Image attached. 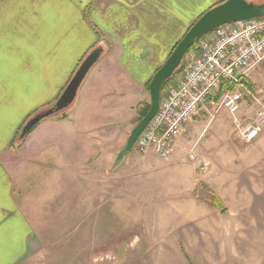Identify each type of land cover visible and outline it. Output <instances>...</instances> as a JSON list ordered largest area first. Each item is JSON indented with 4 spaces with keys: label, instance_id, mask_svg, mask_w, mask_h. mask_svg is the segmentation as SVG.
<instances>
[{
    "label": "crops",
    "instance_id": "obj_1",
    "mask_svg": "<svg viewBox=\"0 0 264 264\" xmlns=\"http://www.w3.org/2000/svg\"><path fill=\"white\" fill-rule=\"evenodd\" d=\"M224 1L0 0V264H30L42 249H57L75 217L83 211L88 215L89 189L97 194L100 186L99 174H90L86 167L92 161L89 145L94 144L83 137L105 120L83 124L78 117L82 124L72 125L73 114L99 109L106 95L113 112L130 113L137 90L144 91L190 26ZM97 48L102 53L68 116L46 118L38 125L45 120V125H56L57 134H50L47 147L52 144L54 155L66 163L57 171L49 164L58 182L49 172L52 179L44 185L26 186L22 153L33 138L20 137V131L32 116L57 101ZM263 64L254 67L253 74ZM103 69L109 73L108 86H102ZM252 71L247 83L259 99L251 84ZM248 99L255 100L248 97L246 105ZM255 141L252 153L228 155L225 171L203 176L212 188L211 200L218 198L221 205L212 202L178 218L140 254L121 264H264V136ZM93 154L95 158L100 152L95 149ZM74 158L76 166L71 165ZM90 177L97 178L89 188ZM44 195L50 202L36 204Z\"/></svg>",
    "mask_w": 264,
    "mask_h": 264
},
{
    "label": "rangeland",
    "instance_id": "obj_2",
    "mask_svg": "<svg viewBox=\"0 0 264 264\" xmlns=\"http://www.w3.org/2000/svg\"><path fill=\"white\" fill-rule=\"evenodd\" d=\"M253 1L257 4L264 2V0ZM196 53L197 50H192L185 55L180 66H183L182 69L175 72L165 88L166 91L182 76L186 65ZM253 73L252 71L250 74L253 89L259 99L264 100V67L257 74ZM108 75L107 70L103 69L100 76L102 86H108L110 79ZM146 88L144 87V91L142 87L137 90L136 102L130 113L129 110L118 114L113 112L114 108L107 102L109 97L106 95L104 96L106 101L103 104L98 103L99 109L94 107L89 110L79 109V112L73 114L72 125L92 122L96 124L105 120L96 127V130L89 131L88 137H83L88 144L89 142L94 144L93 147L89 145L90 156L94 157L95 149L96 152H100L99 156L91 157L92 161H88L86 165L90 174L93 172L99 174L96 180L100 186L99 192L96 194L94 188H90L91 181L95 182L97 177H90L88 215L84 211L82 215L79 213L78 219L75 217L76 222L73 221L75 224L69 226L65 235L59 238L56 243L57 249L52 251L42 249L40 256L32 259L30 264L126 262L140 254L160 230L169 229L172 224L178 223L180 218H186L195 210L202 209L203 205L212 204V194L209 192L212 188L207 178L203 180V176H208L214 171L216 173L225 171L228 166L225 163L228 155L240 157L252 153L251 150L254 149L252 145L256 141L245 142L241 137V131L250 124L258 108L257 102L248 99L249 105L244 103L242 110L235 117L218 102L210 103L193 118L176 140L169 157L163 158L154 152L142 154L135 146L119 166L112 168L117 153L125 146L131 130L139 122L137 121L139 112L151 103L150 92ZM70 106L48 118L67 117ZM78 113L81 114L78 116ZM78 117L81 118L82 123H77ZM235 119H237L236 123ZM45 122L48 121L45 120L39 128L38 124L27 135V137L31 135L33 141L25 144L23 148L24 159L21 165L24 169L22 176L26 186L44 185L53 176L56 178L54 181L58 182L57 174L51 170L49 164L51 163L56 171L66 164L54 155L52 144L50 148L47 147L50 134H57V131L54 123L45 125ZM21 134L22 131L20 137ZM263 136L264 131L259 138ZM215 160L219 163L216 164ZM199 161L209 163L208 167L205 166L203 169L198 165ZM71 165H77L75 158ZM78 171L83 170L79 168ZM49 172L52 178L49 177ZM76 188L77 195L81 198L80 185H76ZM56 197L59 198L60 195ZM47 202H50L49 196L44 195L36 204L41 203L40 206H44ZM162 223L165 226H162ZM47 255L49 257H46Z\"/></svg>",
    "mask_w": 264,
    "mask_h": 264
},
{
    "label": "built area",
    "instance_id": "obj_3",
    "mask_svg": "<svg viewBox=\"0 0 264 264\" xmlns=\"http://www.w3.org/2000/svg\"><path fill=\"white\" fill-rule=\"evenodd\" d=\"M206 37L199 40L197 53L182 76L161 97L158 112L136 142L140 153L169 157L186 126L218 98L232 116L248 97L255 99L258 108L241 137L252 143L263 132L264 100L248 87L247 78L254 67L264 62V17L224 24ZM198 165L205 167L202 161Z\"/></svg>",
    "mask_w": 264,
    "mask_h": 264
},
{
    "label": "water",
    "instance_id": "obj_4",
    "mask_svg": "<svg viewBox=\"0 0 264 264\" xmlns=\"http://www.w3.org/2000/svg\"><path fill=\"white\" fill-rule=\"evenodd\" d=\"M264 2L257 4L248 0H226L204 12L187 30L177 43L164 64L153 75L150 85V109L145 117L131 130L125 146L117 153L112 168L119 166L127 154L136 146V142L149 122L159 110L162 89L165 83L173 77L181 66L188 50L201 37L211 33L216 28L243 19L263 18ZM102 49H94L80 64L69 84L56 103L47 110L30 118L22 129L21 137H26L42 120L67 109L75 101L79 88L92 66L98 61Z\"/></svg>",
    "mask_w": 264,
    "mask_h": 264
},
{
    "label": "trees",
    "instance_id": "obj_5",
    "mask_svg": "<svg viewBox=\"0 0 264 264\" xmlns=\"http://www.w3.org/2000/svg\"><path fill=\"white\" fill-rule=\"evenodd\" d=\"M206 36V35H205ZM202 38H204V36L203 37H201V38H199L195 43H194V45L188 50V52H190V51H194V50H197V48H196V46H197V44H198V42H199V40H201ZM187 52V53H188ZM183 67V66H182ZM182 67H180L178 70H181L182 69ZM177 70V71H178ZM174 77V76H173ZM173 77H171L170 79H172ZM170 79L165 83V85L163 86V89H162V96L165 94V92H166V90H165V88H166V86H167V84L169 83V81H170ZM150 82H151V80L148 82V84H147V89L149 90V85H150ZM217 102H219V98L216 100ZM149 109H150V104H147L146 106H144V108H143V110L142 111H140L139 112V115H138V120L137 121H140V120H142L144 117H145V115L148 113V111H149ZM23 129V128H22ZM22 131V130H21ZM30 133V132H29ZM212 202L213 203H215V204H217V205H221V201L217 198H214L213 200H212ZM219 202H220V204H219Z\"/></svg>",
    "mask_w": 264,
    "mask_h": 264
},
{
    "label": "bare ground",
    "instance_id": "obj_6",
    "mask_svg": "<svg viewBox=\"0 0 264 264\" xmlns=\"http://www.w3.org/2000/svg\"><path fill=\"white\" fill-rule=\"evenodd\" d=\"M207 36V35H206Z\"/></svg>",
    "mask_w": 264,
    "mask_h": 264
}]
</instances>
